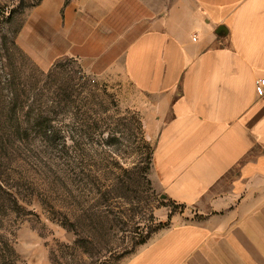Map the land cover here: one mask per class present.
I'll return each instance as SVG.
<instances>
[{
	"label": "crops",
	"instance_id": "crops-1",
	"mask_svg": "<svg viewBox=\"0 0 264 264\" xmlns=\"http://www.w3.org/2000/svg\"><path fill=\"white\" fill-rule=\"evenodd\" d=\"M55 1L56 55L149 97L157 180L193 212L122 264H264V0Z\"/></svg>",
	"mask_w": 264,
	"mask_h": 264
},
{
	"label": "rangeland",
	"instance_id": "rangeland-1",
	"mask_svg": "<svg viewBox=\"0 0 264 264\" xmlns=\"http://www.w3.org/2000/svg\"><path fill=\"white\" fill-rule=\"evenodd\" d=\"M56 2L0 0V264H122L193 212L157 180L149 97L56 55Z\"/></svg>",
	"mask_w": 264,
	"mask_h": 264
},
{
	"label": "built area",
	"instance_id": "built-area-1",
	"mask_svg": "<svg viewBox=\"0 0 264 264\" xmlns=\"http://www.w3.org/2000/svg\"><path fill=\"white\" fill-rule=\"evenodd\" d=\"M255 89H256V93H257L259 96L264 95V78H263V79H258V80L256 81Z\"/></svg>",
	"mask_w": 264,
	"mask_h": 264
},
{
	"label": "water",
	"instance_id": "water-1",
	"mask_svg": "<svg viewBox=\"0 0 264 264\" xmlns=\"http://www.w3.org/2000/svg\"><path fill=\"white\" fill-rule=\"evenodd\" d=\"M165 197V196H164Z\"/></svg>",
	"mask_w": 264,
	"mask_h": 264
}]
</instances>
